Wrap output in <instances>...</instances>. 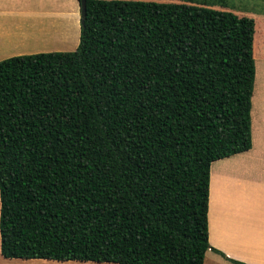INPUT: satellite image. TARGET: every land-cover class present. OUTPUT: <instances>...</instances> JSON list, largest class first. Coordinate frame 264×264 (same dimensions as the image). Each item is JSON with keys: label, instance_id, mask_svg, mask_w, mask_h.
<instances>
[{"label": "trees", "instance_id": "16d2710c", "mask_svg": "<svg viewBox=\"0 0 264 264\" xmlns=\"http://www.w3.org/2000/svg\"><path fill=\"white\" fill-rule=\"evenodd\" d=\"M83 5L74 50L0 60V254L202 264L209 165L251 145L254 20Z\"/></svg>", "mask_w": 264, "mask_h": 264}, {"label": "crops", "instance_id": "0c3cea01", "mask_svg": "<svg viewBox=\"0 0 264 264\" xmlns=\"http://www.w3.org/2000/svg\"><path fill=\"white\" fill-rule=\"evenodd\" d=\"M154 1L206 5L254 20V90L249 109L251 145L245 151L213 160L209 165L207 237L209 245L219 253L206 250L202 264H236L230 260L264 264V75L258 76L255 72L258 60H264V14L261 33H258L254 15L233 11L231 0ZM79 19L78 0H0V60L75 48ZM256 81L259 96L255 94ZM254 98L258 106L253 118L251 99ZM0 259L1 264H8L11 259L21 258H4L0 254Z\"/></svg>", "mask_w": 264, "mask_h": 264}, {"label": "rangeland", "instance_id": "374dc122", "mask_svg": "<svg viewBox=\"0 0 264 264\" xmlns=\"http://www.w3.org/2000/svg\"><path fill=\"white\" fill-rule=\"evenodd\" d=\"M233 3V11L237 13H243L248 15H254L255 22L257 23L258 33H261L262 21L261 17L264 14V0H259L257 4L254 0H231ZM75 48L69 50H52V51H71ZM259 66L258 70H255L258 76L264 75V60H258ZM254 83V82H253ZM257 89V81L255 82V94L259 96ZM254 90V89H253ZM258 106L255 98L251 99V108L253 112V118L255 116V108ZM251 113V112H250ZM1 260V259H0ZM8 264H116L112 262H93V261H56V260H46V259H11ZM1 264V263H0Z\"/></svg>", "mask_w": 264, "mask_h": 264}, {"label": "water", "instance_id": "95a60500", "mask_svg": "<svg viewBox=\"0 0 264 264\" xmlns=\"http://www.w3.org/2000/svg\"><path fill=\"white\" fill-rule=\"evenodd\" d=\"M78 2H79V6H80V14H81L84 10L83 0H78Z\"/></svg>", "mask_w": 264, "mask_h": 264}]
</instances>
